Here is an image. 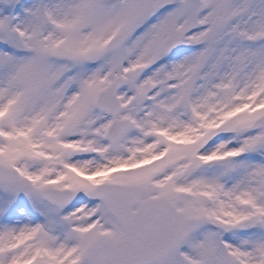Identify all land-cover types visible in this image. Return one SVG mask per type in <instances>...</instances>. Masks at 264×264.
Instances as JSON below:
<instances>
[{"label":"snow or ice","instance_id":"6c2138e0","mask_svg":"<svg viewBox=\"0 0 264 264\" xmlns=\"http://www.w3.org/2000/svg\"><path fill=\"white\" fill-rule=\"evenodd\" d=\"M0 264H264V0H0Z\"/></svg>","mask_w":264,"mask_h":264}]
</instances>
